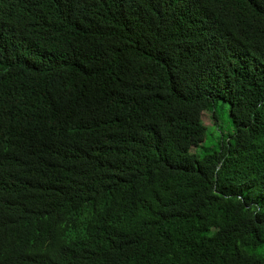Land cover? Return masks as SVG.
I'll use <instances>...</instances> for the list:
<instances>
[{"label":"trees","instance_id":"trees-1","mask_svg":"<svg viewBox=\"0 0 264 264\" xmlns=\"http://www.w3.org/2000/svg\"><path fill=\"white\" fill-rule=\"evenodd\" d=\"M0 264H264V0H0Z\"/></svg>","mask_w":264,"mask_h":264},{"label":"rangeland","instance_id":"rangeland-1","mask_svg":"<svg viewBox=\"0 0 264 264\" xmlns=\"http://www.w3.org/2000/svg\"><path fill=\"white\" fill-rule=\"evenodd\" d=\"M217 113H218V120L216 119V117L214 116L213 112L211 110H205L202 113V122L209 128V129H214L216 127V123L219 122V125L221 126V133L222 135H226V133L229 130H233L232 126L230 124V119H229V113H228V109H229V105L227 103L224 102H218L217 104ZM207 133H210V130H208ZM220 139V137L218 136L215 139V142H213V144L216 146V141H218ZM214 140V139H213ZM212 140V141H213ZM198 147H192L191 151H197Z\"/></svg>","mask_w":264,"mask_h":264}]
</instances>
